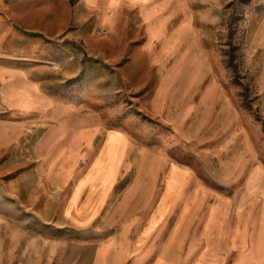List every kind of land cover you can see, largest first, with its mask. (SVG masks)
I'll return each mask as SVG.
<instances>
[{
	"label": "crops",
	"instance_id": "crops-1",
	"mask_svg": "<svg viewBox=\"0 0 264 264\" xmlns=\"http://www.w3.org/2000/svg\"><path fill=\"white\" fill-rule=\"evenodd\" d=\"M198 6V0H0V109L50 113L56 98H78L63 103L67 116L45 138L61 141L73 160H81L83 151L94 155L67 212L87 219L106 211L105 226L121 224L120 237L134 236V264H183L182 245L199 205H212L201 232L209 250L200 264H264V164L242 154L237 143L224 156L220 193L178 161L190 159L182 147L207 144L215 127L239 136L232 131L241 124L226 100L212 43L203 38L209 23ZM177 46L166 63L164 51ZM88 69L93 89H87ZM72 83L79 86L73 94ZM122 92L130 99L125 112ZM88 98L93 115L84 113ZM103 107L110 109L107 120L98 112ZM130 113L148 117L145 136L163 149L140 148L142 135L133 131L142 126ZM110 143L124 147L121 157L105 154ZM99 158L105 166L119 164L112 185L86 183L74 200ZM220 216L223 252L214 250ZM104 255L98 252L95 264H104Z\"/></svg>",
	"mask_w": 264,
	"mask_h": 264
},
{
	"label": "rangeland",
	"instance_id": "rangeland-1",
	"mask_svg": "<svg viewBox=\"0 0 264 264\" xmlns=\"http://www.w3.org/2000/svg\"><path fill=\"white\" fill-rule=\"evenodd\" d=\"M198 4L199 12L209 23L203 26V38L212 43L226 100L229 108L240 117L241 124L232 131L239 136L230 134L229 129L220 131L215 127L214 136L207 144L196 149L182 147L183 154H189L190 159L178 161L192 165L201 180L222 193V162L226 154L237 148V143H241L239 151L242 154L255 155L257 164H264V0H198ZM179 50L177 46L164 51V61L170 62ZM89 72L88 69L86 85L87 89H93L97 83L89 80L94 75L93 71ZM103 84L106 85H103L104 90L109 92L110 84ZM78 89V83H72L71 94ZM122 94L119 105L125 112L130 99L127 94ZM55 100L50 113L24 114L14 109H0V264H95L96 254L100 251L105 252L104 264H134L132 257L137 251L132 243L134 236L120 237L124 231L121 224L105 226L102 216L106 211L101 216L88 215L87 219L80 218L77 211L67 212L70 195L80 177L90 169L94 155L88 156L83 151L81 160H73V156L66 154L61 141L46 143V136L57 131L55 128L67 116L63 113V103L72 104L78 98ZM82 106L87 115H93L96 110L89 98ZM98 110L104 114V120L109 119V107ZM130 115L141 126L148 123L146 115ZM148 130L142 126L133 131L142 135L137 138L140 148L156 146L163 149L160 142L153 141L152 145L148 142L145 136ZM174 151L170 152L172 157H176ZM106 153L121 157L124 147L110 143ZM67 156L69 160L66 161L63 158ZM95 165L96 168H92L75 190L74 200L86 183L112 185L119 164L114 161L105 166L99 158ZM122 190L124 187L118 194ZM84 200L85 197L82 202ZM211 206L199 205L198 212L195 215L193 212V222L182 245L183 264L205 262L201 257L209 248L201 232ZM235 211L231 210L232 220ZM175 222L174 219L169 221L170 231ZM223 225L220 216L215 228V237H220L217 236L214 250L221 252L227 251L223 241L219 242L225 230ZM126 239L131 242H125ZM191 251L193 258L187 259Z\"/></svg>",
	"mask_w": 264,
	"mask_h": 264
},
{
	"label": "built area",
	"instance_id": "built-area-1",
	"mask_svg": "<svg viewBox=\"0 0 264 264\" xmlns=\"http://www.w3.org/2000/svg\"><path fill=\"white\" fill-rule=\"evenodd\" d=\"M99 32L101 35H108L109 34V32L106 28H100Z\"/></svg>",
	"mask_w": 264,
	"mask_h": 264
}]
</instances>
